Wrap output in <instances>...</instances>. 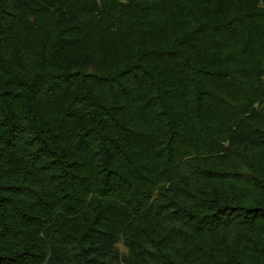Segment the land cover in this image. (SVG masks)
Here are the masks:
<instances>
[{
    "label": "trees",
    "instance_id": "obj_1",
    "mask_svg": "<svg viewBox=\"0 0 264 264\" xmlns=\"http://www.w3.org/2000/svg\"><path fill=\"white\" fill-rule=\"evenodd\" d=\"M0 264H264V0H0Z\"/></svg>",
    "mask_w": 264,
    "mask_h": 264
}]
</instances>
